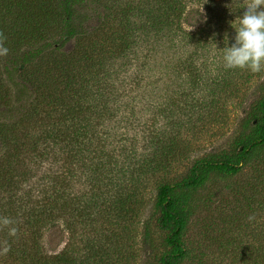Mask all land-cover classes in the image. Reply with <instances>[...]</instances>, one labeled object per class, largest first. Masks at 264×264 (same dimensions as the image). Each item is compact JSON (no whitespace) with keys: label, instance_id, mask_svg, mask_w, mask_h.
Returning <instances> with one entry per match:
<instances>
[{"label":"rangeland","instance_id":"1","mask_svg":"<svg viewBox=\"0 0 264 264\" xmlns=\"http://www.w3.org/2000/svg\"><path fill=\"white\" fill-rule=\"evenodd\" d=\"M160 2L97 0L99 13L111 14L105 25L96 20L93 6L83 36L67 42L61 52L67 58L84 51L90 56L78 92L84 95L78 99L83 117L79 124L74 118V130L88 124L86 130L77 128L78 143L88 147L82 169L91 162L101 169L103 193L92 192L71 157L69 162L79 166L74 172H80L67 213L71 226L59 224L58 237L44 239L41 248L48 255L68 247L72 264H155L165 236L156 225L157 187L181 179L194 161L230 151L234 141L255 134L264 71L226 69L223 61L224 47L235 42L234 21L246 0H183L186 20L179 26L171 20L160 34L146 38L147 15L157 16ZM32 9L27 5L26 11ZM121 9L128 10L126 17ZM16 14L22 15L13 9L6 17L13 20ZM124 23L132 27L135 43L129 40L122 55L108 49L107 39L117 31L122 35ZM187 31L195 33L190 40ZM39 120L37 151L53 150L40 131L48 119L41 115ZM34 135L29 143L37 139ZM55 162L52 167L43 160L42 171H61V160ZM174 195L182 199L187 220L180 264H264V147L237 174L209 173L199 188Z\"/></svg>","mask_w":264,"mask_h":264},{"label":"trees","instance_id":"2","mask_svg":"<svg viewBox=\"0 0 264 264\" xmlns=\"http://www.w3.org/2000/svg\"><path fill=\"white\" fill-rule=\"evenodd\" d=\"M95 2L97 0H0V32L6 37L4 46L9 49L7 56L0 57V218L8 217L13 221L9 227H0V264H72L68 247L53 255L43 252L41 247L46 237H58L59 224L67 229L71 226L67 216L74 202L71 190L80 175L73 168L80 166L92 192L103 193L102 171L92 162L88 171L82 169L86 165L83 154L88 147L76 139L77 128L88 126L78 125L83 117L78 99L81 101L84 96L78 97V92L80 80L84 81L87 74L84 68L90 56L85 51L70 58L66 53L61 54L67 42L85 33L89 11H98L96 20L102 25L111 16L107 11L101 15ZM160 3L155 8L157 16L147 15L150 25L146 38L149 34L152 37L153 33L154 37L160 34L161 28L169 27L171 20L178 26L186 20L183 0H161ZM29 4L34 5L30 12L26 11ZM97 6L101 8L98 3ZM13 9H19L22 15L16 14L11 20L6 14ZM127 11L121 9V16L126 17ZM19 17L23 21L18 20ZM123 26L120 27L122 35L117 31L107 39L108 49L122 55L128 49L129 40L135 43L132 27L129 23ZM194 34L186 32L189 40ZM50 85L54 92H50ZM257 109L252 137L234 141L230 151L194 161L181 179L163 182L157 187L156 225L165 236L163 250L155 264H180L186 255L181 240L187 221L185 207L182 199L174 195L175 191L199 188L209 173L235 175L257 149L264 147V96ZM41 115L48 119V126L40 131L44 142L51 140L48 145H53V150L46 146L37 151L40 136L36 129L40 128ZM74 118L78 119L75 130ZM41 122L46 125L45 119ZM32 131L37 135H31ZM33 135L37 139L29 143ZM76 143L77 147H72ZM31 155L38 160L32 162ZM71 157L79 166L69 162ZM55 158L62 162L61 171H42V161H49L53 167ZM81 192L78 193L82 195ZM10 228L16 229L15 235L10 234Z\"/></svg>","mask_w":264,"mask_h":264},{"label":"clouds","instance_id":"3","mask_svg":"<svg viewBox=\"0 0 264 264\" xmlns=\"http://www.w3.org/2000/svg\"><path fill=\"white\" fill-rule=\"evenodd\" d=\"M242 8L244 9L242 16L234 21L238 22V27L234 29L235 42L231 47L226 46L223 49L224 67L260 73L264 71V0H246ZM5 40L6 37L0 32V57L7 56L9 52L4 46ZM213 45L216 48V45ZM253 218L250 216L249 220ZM12 223L8 217L0 218V227H9ZM15 233L16 229L10 228V234Z\"/></svg>","mask_w":264,"mask_h":264}]
</instances>
